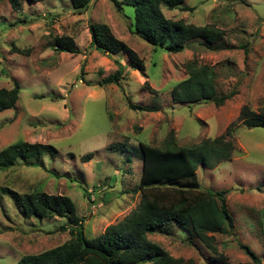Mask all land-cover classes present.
Wrapping results in <instances>:
<instances>
[{
  "label": "rangeland",
  "instance_id": "1",
  "mask_svg": "<svg viewBox=\"0 0 264 264\" xmlns=\"http://www.w3.org/2000/svg\"><path fill=\"white\" fill-rule=\"evenodd\" d=\"M22 6L16 12L9 0H0V88L12 87L14 80L21 84L16 107L0 113V151L27 141L49 144L55 152L44 156L40 167L21 161L0 170V264H16L72 237L59 231L66 219L24 215L3 187L19 195L42 190L70 196L87 236L97 237L140 202V142L162 146L173 135L179 145L190 146L225 133L232 123L230 159L198 168L201 188L227 191L232 233L214 234L217 253L174 222L149 237L184 264H216L220 256L225 264H254L241 244L264 264V129L249 128L238 118L245 104L257 111L264 107V0L163 6L168 18L224 30L211 48L195 39L179 53L133 34L130 5L120 11L109 0H90L80 12L72 0H23ZM90 22L108 23L144 59L146 70L133 68L125 52L114 57L92 47ZM63 35L74 37L79 54L55 50V38ZM116 59L124 64V79L101 85L117 71ZM191 61L214 68L218 93L236 94L220 106L174 103L172 87L188 77ZM128 101L156 110H132Z\"/></svg>",
  "mask_w": 264,
  "mask_h": 264
},
{
  "label": "trees",
  "instance_id": "2",
  "mask_svg": "<svg viewBox=\"0 0 264 264\" xmlns=\"http://www.w3.org/2000/svg\"><path fill=\"white\" fill-rule=\"evenodd\" d=\"M14 11H22L23 0H9ZM26 1V0H24ZM39 2L43 0H27ZM118 10L124 5L135 9V20L131 31L149 44L171 53L183 52L189 42L201 39L207 47L224 38V30L214 24L196 25L183 19L168 18L163 6L177 9L185 0H109ZM75 11L86 9L90 0H72ZM91 45L110 56L125 52L133 68L146 70L144 59L125 41L119 39L105 22H90ZM57 52L74 55L81 51L73 36H57L54 40ZM118 69L101 80V85L119 84L124 79V64L118 59ZM188 77L172 87L174 103L194 104L212 101L223 105L236 92L218 93L217 74L213 67L191 61L187 65ZM21 84L14 80L12 87L0 88V113L16 107L20 98ZM132 110L154 112L152 107L128 101ZM239 120L249 128L264 129V107L259 111L245 104ZM235 127L232 123L226 132L200 143L181 146L172 135L162 146L140 142L138 155L142 159V174L139 188L140 202L130 214L117 223L110 224L97 237H88L83 219L77 214L73 199L65 194H49L42 190L19 195L3 187L2 191L19 201L21 210L28 217L66 219L59 229L72 235L65 243L38 254L24 255L16 264H184L149 237L155 232H165L172 223L190 229L191 233L208 248L217 253L216 233L231 234L234 219L227 204L226 190H211L200 187L198 168L200 165L214 168L229 160L234 143L228 136ZM55 148L44 143L18 141L0 151V170H8L18 162L28 166H41V159ZM92 158V153L86 157ZM254 264H262L257 254L241 244ZM220 256L216 264H225ZM222 261V262H220ZM252 264V263H242Z\"/></svg>",
  "mask_w": 264,
  "mask_h": 264
}]
</instances>
